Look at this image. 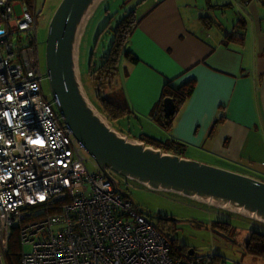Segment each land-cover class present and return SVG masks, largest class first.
<instances>
[{
  "label": "built area",
  "instance_id": "built-area-1",
  "mask_svg": "<svg viewBox=\"0 0 264 264\" xmlns=\"http://www.w3.org/2000/svg\"><path fill=\"white\" fill-rule=\"evenodd\" d=\"M44 78L34 11L0 0V264L13 228L20 264H209L172 259L155 225L97 165L89 172L83 144L42 92Z\"/></svg>",
  "mask_w": 264,
  "mask_h": 264
},
{
  "label": "crops",
  "instance_id": "crops-1",
  "mask_svg": "<svg viewBox=\"0 0 264 264\" xmlns=\"http://www.w3.org/2000/svg\"><path fill=\"white\" fill-rule=\"evenodd\" d=\"M131 11L137 23L125 50L137 61L122 54L114 76L130 110L123 118L129 128L134 118L137 135L171 139L183 148V157L264 181L261 1L248 0L246 5L243 0L215 4L210 0H137ZM188 81L194 83L192 92L167 131L155 122L151 111L164 86L178 89ZM187 151L191 155H186ZM221 240L217 249L227 250L224 237ZM189 248L193 257L217 255L213 251L197 256L195 249ZM217 256L213 264H264V259L245 252L240 259Z\"/></svg>",
  "mask_w": 264,
  "mask_h": 264
},
{
  "label": "water",
  "instance_id": "water-1",
  "mask_svg": "<svg viewBox=\"0 0 264 264\" xmlns=\"http://www.w3.org/2000/svg\"><path fill=\"white\" fill-rule=\"evenodd\" d=\"M98 1L61 0L48 23L45 77L64 125L125 198L111 172L264 222V181L129 138L111 127L90 102L77 70V44ZM174 105V98L163 99L165 116L174 114Z\"/></svg>",
  "mask_w": 264,
  "mask_h": 264
},
{
  "label": "rangeland",
  "instance_id": "rangeland-1",
  "mask_svg": "<svg viewBox=\"0 0 264 264\" xmlns=\"http://www.w3.org/2000/svg\"><path fill=\"white\" fill-rule=\"evenodd\" d=\"M60 1L61 0H35L37 13L36 33L37 39L41 44L39 59L40 67L44 74H46L44 43L46 39L48 23ZM136 1L137 0H99L93 12L86 20L83 30L80 34L77 44V70L87 97L99 112L100 107L95 100V93L97 92L98 88H96L90 79L89 62L93 52L95 55H98L101 53L102 49L108 50L114 35L113 29L116 27L117 23H119L120 20L130 12V10H132ZM206 1L208 3V0ZM210 1L212 4H215L219 0ZM140 9L138 13H140ZM19 11V6L17 5L16 12L19 13ZM106 24H108L109 29H106L100 36H98L101 28ZM97 49L98 51H96ZM114 76H116V74ZM42 92L49 100H52L51 90L46 77L42 81ZM109 123L114 129L123 130L128 137L138 136L136 133L138 129L136 126L137 121L135 122L134 118H131L130 120V123L132 124L130 127L131 129L129 128L128 121L122 118ZM153 136L157 139L159 138L155 135ZM174 152L181 156L183 154V148L177 147ZM82 153L88 159L86 161V167L89 172L96 173L97 166L95 161L85 150H82ZM185 154L191 155L189 151H187ZM207 164L213 165L212 163ZM223 164L227 165L226 163ZM225 169L232 170L229 168ZM113 175L119 181L120 188L129 197L126 199L131 202V206L134 210L144 216L150 223L157 226L159 229L161 228L164 230L171 237L174 236L179 244H187L189 247L194 248V254L197 256H206L207 254H210L214 251L215 253L213 254L231 256L235 257V259H240L244 254L243 247L246 240L250 237L251 232L259 231L264 233V224H262L263 222H254L252 220L254 218L244 216L226 208L211 205L210 203L201 202L194 198H189L172 191L153 190L134 179L116 174L115 172ZM217 220L229 222L233 225L229 229L226 228L224 224L220 225V227L228 233L229 238L224 235H220L221 233L216 231L215 228L211 226V223ZM60 227L62 226L55 225L53 230L55 231ZM165 227L168 228V230L165 229ZM14 237H16V234ZM221 237H224L225 239L224 241L228 247L227 250L222 249L220 251L217 249L218 246H221L220 243L223 244ZM30 248V244H25V250L28 251ZM13 252H19L20 255L19 244L18 248L14 246ZM16 257V255H9L7 259L8 264H18Z\"/></svg>",
  "mask_w": 264,
  "mask_h": 264
},
{
  "label": "trees",
  "instance_id": "trees-1",
  "mask_svg": "<svg viewBox=\"0 0 264 264\" xmlns=\"http://www.w3.org/2000/svg\"><path fill=\"white\" fill-rule=\"evenodd\" d=\"M23 1L26 2L28 9L31 12L34 11L35 15L37 16L35 0ZM136 23L137 19L135 18L133 11L126 14L113 29L114 35L108 50H103L98 55H95V53L93 52L89 62L90 79L92 80L96 88H98L97 92L95 93V100L97 104H99L100 112L106 117L109 122L120 120V118L123 119L130 112L121 89L115 86L114 75L117 72L119 58L122 56V54L129 56L132 61H137V58L130 51L125 50L127 38L132 32V30L135 28ZM107 27L108 24L102 27L98 36H100L102 32L107 29ZM230 37L236 41H239L240 39H235L233 35ZM39 45L40 51L41 44L39 43ZM193 85V81H188L178 89L170 88L168 85L164 86L160 101L157 102V104L151 111V116L153 117L155 122H157L161 127H163V129L167 131L170 129L175 114L179 111L185 99L191 94ZM168 96L174 98L175 104V112L171 116H165L162 110L163 99ZM118 131L124 133L123 130ZM125 135L127 134L125 133ZM137 140L143 141L146 145H151L153 147L160 148L164 152H172L175 154L176 152L174 151L178 147L177 143L175 144L174 141L171 139L159 140L145 133L139 134L137 136ZM111 173L113 174L114 172ZM221 224H224V226L228 229L233 226L229 222H223L218 220L212 222L211 226L214 227L216 231L229 238L228 233L220 227ZM155 227L158 229L160 234L166 239L168 243V253L172 259L188 260L189 258L193 257L192 253H190V248L187 244H179L174 236L171 237L161 228L160 229L162 231L157 226ZM165 229L168 230V228L166 227ZM15 234L18 239L16 230L14 228L11 229L8 241V251L6 253V260L8 259L9 255H16L18 264H20L19 252H13L14 246L18 248L19 244V248H21L19 240L17 244V239L16 237H14ZM243 248L245 253H248L257 258L264 259V233L259 231H252L250 237L246 240ZM210 258L211 260L209 264H213L218 258V256L214 255Z\"/></svg>",
  "mask_w": 264,
  "mask_h": 264
},
{
  "label": "bare ground",
  "instance_id": "bare-ground-1",
  "mask_svg": "<svg viewBox=\"0 0 264 264\" xmlns=\"http://www.w3.org/2000/svg\"><path fill=\"white\" fill-rule=\"evenodd\" d=\"M90 11H91V9H90Z\"/></svg>",
  "mask_w": 264,
  "mask_h": 264
},
{
  "label": "flooded vegetation",
  "instance_id": "flooded-vegetation-1",
  "mask_svg": "<svg viewBox=\"0 0 264 264\" xmlns=\"http://www.w3.org/2000/svg\"><path fill=\"white\" fill-rule=\"evenodd\" d=\"M40 46V45H39Z\"/></svg>",
  "mask_w": 264,
  "mask_h": 264
}]
</instances>
